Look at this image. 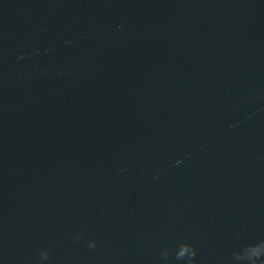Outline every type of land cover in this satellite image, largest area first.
<instances>
[{"label": "water", "instance_id": "water-1", "mask_svg": "<svg viewBox=\"0 0 264 264\" xmlns=\"http://www.w3.org/2000/svg\"><path fill=\"white\" fill-rule=\"evenodd\" d=\"M189 236L195 264L264 241V0H0V264Z\"/></svg>", "mask_w": 264, "mask_h": 264}, {"label": "clouds", "instance_id": "clouds-1", "mask_svg": "<svg viewBox=\"0 0 264 264\" xmlns=\"http://www.w3.org/2000/svg\"><path fill=\"white\" fill-rule=\"evenodd\" d=\"M177 163H180L177 161ZM80 236L77 235L76 240L79 241ZM192 239L189 236L185 241L179 242L177 246L173 249H164L162 255L165 258H168L170 255V251L174 252V259L176 261H185L186 264H195V257L197 256V249L192 244L189 243L188 240ZM88 246L91 248L96 247V241H89ZM50 258V252L48 250H42L40 252V259L42 261H47ZM264 241L254 244L248 245L244 247L240 252L233 253V259L235 261H244L246 264H257V261H261V264H264Z\"/></svg>", "mask_w": 264, "mask_h": 264}]
</instances>
